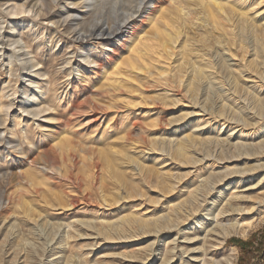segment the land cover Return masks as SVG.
<instances>
[{"label": "bare ground", "instance_id": "obj_1", "mask_svg": "<svg viewBox=\"0 0 264 264\" xmlns=\"http://www.w3.org/2000/svg\"><path fill=\"white\" fill-rule=\"evenodd\" d=\"M60 1L61 0H42L41 4L39 2H36L32 5L29 3L30 6L28 8L24 3L19 4L18 2H14L10 6V11L2 10L3 3L0 4V20H3L0 22V44L5 45L8 42L19 44V42H24L23 45L19 44L21 47L20 50L29 49V42L25 41L24 36H22L23 34H21V36L17 38V28L15 27V25L14 28L6 31L2 30L1 27L3 23L7 22L6 18H9L10 15L19 16L20 14L25 12H32L34 15L33 17L23 18V20L21 21V26H23L24 28H27L30 25L33 28H37V26L40 27L41 25H43V23L45 24L46 22L44 21L47 20H49L48 24L49 22H52V24L55 25L54 28L44 27V30L41 29L37 32L34 31L36 37H38L39 35L42 36L41 43L39 42L38 44L39 47L43 45V40L45 39V30H48L50 35L59 36V38L61 35L67 34L68 44H70V47H75L72 56L75 57L76 53L80 52V57L83 60V64L78 63L75 69L73 68V66H71L68 69V74H66V77H70L74 74L72 81L73 86L74 83L81 84L83 81H85L88 73L96 75V78H99V81H101L99 83V87L95 85L94 89H92V87L89 88V92L83 100H80L81 97H79L76 92H71L70 95L67 96V104H72L74 109V111L71 112V117L76 115H83L87 112V110L93 108L100 110L98 116L88 117V121H86L88 125H94L96 123H99V125H102L104 123L109 124V122L111 121L113 123L111 129H113L114 131L120 130L125 124L126 119L124 117L126 115V112H122L120 110L121 107L117 106L115 98L117 95H119L118 93L122 95L124 91V77H127L128 79V76L130 74L134 75L138 70L140 72L144 71L145 73L147 71V76H151L153 73H155L154 71H159V68L155 66V63H161V58L167 57L172 59V57H176V55H174L173 48L177 44H180L181 46V50L179 49L180 53L178 55L183 57V60H185V67L187 68L186 74H188L189 78L191 79L189 83H187L186 89L188 88V91L190 92L194 100H196L198 97V88L196 87V83L199 81H208L207 83H212L211 86H213L216 76L212 71V69L215 68L210 66L211 63L209 64V62L205 58V54H202V52H195L194 50L190 51V45L199 46L202 49L197 47L198 50L204 49L205 51H207V53L209 50L214 49L212 47L213 43H216L218 46L228 49V46L231 45V41L233 40L232 34L235 33L231 28L235 27L236 30L241 29L242 32H245L249 36L254 38L257 43V52L260 53V55L262 54V51L264 49V0H90V4L87 5V11H84L86 14H80V16L87 15V17H80L79 19H77L75 24H70L68 22V20L70 19V15L68 17H65L63 20V17H57L58 19L56 20H50L53 17H50L51 15L49 16V13L52 14L51 11H53V9L55 8V4H59ZM79 3V1H72L71 4L74 7H77ZM194 17H200L198 19L201 20L202 25L208 28L206 29L208 30V32L205 30V35L203 34L204 36H201V38L193 36L192 39H190L189 36L184 34L185 32L182 33L181 26L183 28H186V26L189 24V21L193 20ZM63 21L64 23H62ZM10 23H12V21H10ZM182 34H184L183 37ZM87 47L95 48L100 52L101 55L98 56L94 54L92 49H89ZM0 51L4 53V50ZM192 53H194L195 56H192ZM17 54L18 53L16 51L11 53V64H13V62L16 60H20V58H22L23 56L28 55ZM260 55L259 57H261ZM22 60L24 59L22 58ZM35 60L36 59L32 57L29 60H25L24 64H29V69H32L40 64V61ZM164 61L167 62L166 60ZM169 61L168 63H170ZM172 61L170 65H172ZM158 63L157 65H159ZM66 65H71V61L66 60ZM252 66L253 67L251 68L255 67L254 65ZM152 69L157 70L153 71ZM165 72H167V70ZM165 72L164 75L167 74ZM168 72V74L171 73L169 70ZM177 73L181 75L179 70ZM177 73L175 76H177ZM261 75L263 79L264 72H262ZM44 76H46L45 71L39 70L37 72L30 71L27 76H24V78H29V85H38L37 87H35V90L30 89L26 86V109L29 108V104L32 106L31 103H35L36 106H39L41 105V103H43L41 97L45 95V92H43V89L40 86L38 80L40 77L43 78ZM158 76L159 74L156 78H158ZM175 76H173L174 79ZM247 79L249 78L247 77ZM133 80H135V78H133ZM137 80L138 79L136 78V83H139V81L137 82ZM163 80L165 82V79ZM146 81H148V78ZM127 83L129 84V82ZM240 84V80L237 79L235 81L234 87L231 88V90L233 91L230 92L227 89V93L229 94H226L228 96H232V94L239 93L241 91ZM133 92L132 90L127 91L129 97H131V100L133 99ZM222 92H224V90ZM249 97H251V99L249 98L251 100L250 104H253L251 106V109L249 110V107L244 104L242 108L238 110V112L242 114L243 117H241V119L239 118L240 120H235L237 126H240V130L231 128L226 137H214V135L211 136L210 134H207V132V135H204L205 133L199 131H204L205 128L199 123V125L197 126H195L194 124L195 127H192L190 129L188 128V130L186 131L184 130L185 132L183 133L161 139L162 141L160 149L157 147L161 152L156 149L157 152L162 153L167 157H172L176 160H179L184 165L192 164L195 169L194 171H191H193L194 173L197 172L195 184L187 188V191H184V193L187 194L186 196L184 195L185 197L180 196L175 200H171L173 198H169L165 200V203H162V201H164V192L172 193L174 190H176L175 185L167 182V172L152 170L145 164L137 162L138 160L133 161V158L127 152L124 151L125 153H121V156L118 159L119 161H121V163H123V161L129 160V167L133 168L132 170H134L136 174L144 178L155 179V187L158 188V198L153 202L154 205H159V203L163 204V207H160L162 213L160 212L156 214H150L149 212H141L136 208V206H133L132 208H129V210L120 211L121 213H117L118 215L116 217L113 216V218L111 219L100 216L94 219H78L69 223L57 222L55 224H50L47 221L49 223L47 225H52L54 227L53 230L57 229V236L59 237L62 236L64 232L69 235L72 227L74 229L78 228L92 231L93 235H96L97 237H105L106 239L112 241L115 239L125 241L134 239L139 236L152 235L155 240L152 244L144 247H141L139 245V247L137 246L134 249V256L132 255V258L136 260L138 264H151V262L157 257L160 259L159 264H235L237 257H235L234 259H227L223 263L220 261L215 263L210 256L214 251L213 249H218L219 246H222L228 237H231L235 234H239L243 237H248L253 230L261 227L264 224V213L260 214L259 217H252L250 220L243 222H241L237 218V216H242L241 218L244 217L243 219H245L249 215L251 217L264 205V191H262V185H264L263 162H256V164H254L253 166L248 163L243 166L233 164V161L235 160L238 163L241 161L252 160L254 159L253 156L255 154L259 153L260 155L264 153V97L261 98L260 96L254 94L249 95ZM101 99H110L112 101L110 104L107 103L108 105L105 107L104 105H101ZM160 103H162V101ZM104 107L106 109H104ZM246 111L249 112V114ZM41 112L42 110H39L37 112H31V114H33V116H38ZM192 112L190 111V113ZM194 113L196 114V112ZM239 113H236V115L239 116ZM177 114H179L177 115V117L180 118V122L186 120L190 116L189 114H187V112ZM109 116L111 117L109 118ZM173 117L176 116L173 115ZM6 119L3 121L0 120V125L5 126V122H7ZM136 121H138V119ZM171 122L172 120L170 121V123ZM204 122H206V125L210 123V121L208 120H205ZM225 124H230V120H226L223 126ZM107 127L108 125L105 128ZM51 132H53V130ZM260 132L262 133L261 137L259 139L256 138V141L253 140V137L256 135L259 136ZM48 137H53L52 143H50L51 145H48L50 147L46 148V146H44V148L38 146L37 156H33L37 144L35 145L33 142L29 141L28 137L27 140L24 139V137H22L21 139V144L27 146L28 153L23 151V147L19 148V144H17V142L14 140H0V146L4 148L10 147V145L14 143L15 146L12 147L17 149V153L22 154V158L20 160L21 163L26 167L25 170L20 172H10L2 170V172H0V181L2 182V184H4V186L8 187L10 185L15 186V184H20L22 186L24 185V187H29V190H33L32 193L38 194L39 196H44L49 193L51 195L53 194L51 189H42L40 187V183H37V180L38 174L48 175L49 169L55 170V168L59 173L62 174L64 179L69 178L71 182H74L73 170L76 168L79 161L72 152L73 141L66 136H62V133L58 134L54 132L45 134L42 144L46 145L45 143H47L46 139ZM157 142L155 141L154 143ZM154 143L152 144V146L156 145ZM250 150H252L254 154L250 153ZM58 155L61 156L62 159L66 162L65 167L68 166V168H62V166L54 167V164L58 163ZM50 159L51 161H53V163H51L52 165L48 166ZM66 159H68L69 163L66 161ZM102 160L106 165L108 171L110 172V180L113 181L112 184L113 186H115V189L117 190L116 192L118 193L120 191L119 188L123 187L126 190L127 197L118 193L117 196L119 197V199L127 200L126 198H137L140 195V192H137L136 189L127 187L125 174L122 172L123 170H120L121 168L117 165L116 159H112L109 154L103 153ZM97 175H101V173ZM52 177L56 178L53 174ZM98 183L99 182H97V184ZM73 184L74 183H72V185ZM176 186L178 187V185ZM58 187L59 186H56V188ZM27 192L30 191H26V194ZM24 193H21L20 197H18V203L22 202V197H26ZM16 194L17 193H15V195ZM15 195H13L14 197L11 196V198L7 199V201L4 199L0 200L1 211L9 208L13 200L14 202L16 201L17 198L15 199ZM105 200L106 202H108L107 198H105ZM44 203H46L45 200ZM72 204H74V202L71 203V205ZM37 207L38 206H34L31 203H24V210L26 212L27 219L30 223L32 222V224H34L33 222L36 218H38V216H42L41 214L43 210L37 209ZM166 230H176L177 236L172 240L170 239L169 241H167L165 249L161 250L159 249L157 244L162 232ZM235 249V247H232L233 251H235ZM31 252L36 253L35 250Z\"/></svg>", "mask_w": 264, "mask_h": 264}, {"label": "rangeland", "instance_id": "obj_2", "mask_svg": "<svg viewBox=\"0 0 264 264\" xmlns=\"http://www.w3.org/2000/svg\"><path fill=\"white\" fill-rule=\"evenodd\" d=\"M72 1H79L80 3L77 7H74L71 4ZM14 2H18L19 4L24 3L28 8L30 4L32 5L36 2H39L41 4L42 0H0V4L3 3L2 10L10 11V6ZM89 4L90 0H61L59 4H55V8L53 9L54 12L51 11L52 14L49 13V16L51 15L50 17H53L50 20H56L58 19L57 17H63V20L65 17H68L70 15V19L68 20V22L70 24H75L77 19H79L80 17H87V15L80 16V14H86L84 11H87V5ZM33 15L34 14L32 12H25L20 14L19 16L10 15L9 18H6L7 22L3 23V25L1 26L2 30L6 31L14 28L15 25V27L17 28V38H19L21 34H23L22 36H24L25 41L29 42V49L20 50V45H23L24 42H19L20 45L9 42L5 45L0 44V50H4V53L0 51V120L3 121L7 118V122H5L6 125H0V140H14L17 142V144H19V148L23 147V151L28 153L27 146L21 144L22 137H24V139L26 140L28 137L29 141L33 142L35 145L37 144L33 155L37 156L38 146H46V148H49L50 146L48 145L52 143L53 137H48L46 139V145L42 144L45 134L54 132L58 134L62 133V136H66L73 141L72 152L78 158L79 166L77 165L73 170L74 182H71L69 178L64 179L62 174L59 173L56 168L55 170L49 169L48 175L38 174L37 183H40V187L42 189H51L53 193L51 195L49 193L44 196H39L38 194L32 193L33 190H29V187H24V185L22 186L20 184H15V186L10 185L6 187L0 181V200L4 199L7 201V199L11 198V196L17 193L15 195V199L17 198L16 201L14 202L13 200L10 204L11 206H8L9 208L3 211L0 210V264H138V262L132 258L134 256V249L137 246L139 247V245L141 247H144L152 244L155 241L152 235L139 236L134 239L125 241L119 239H115L112 241L106 239L105 237H97L96 235L92 234V231L78 228L74 229L72 227L69 235L64 232L63 235H65L59 237L57 236L58 230H53L54 227L47 224H55L57 222L69 223L78 219H94L100 216L111 219L113 218V216L116 217L119 213H121L120 211L129 210V208H132L133 206H136V208L141 212H149L150 214L160 213L163 204L159 203V205H154L153 202L158 198V188L155 187V179L144 178L136 174L134 170H132L133 168L129 167V160L123 161V163H121V161H119L118 159L120 158L121 153L125 152H127L133 158V161L138 160L137 162L145 164L152 170L167 172L168 177L166 178V180L168 183L175 185L176 190H174L172 193L164 192V201H162V203H165V200L169 198H173L171 200H175L180 196L185 197L187 194L184 193V191H187V188L195 184L197 172H193L195 168L192 164L184 165L179 160H176L172 157H167L166 155L157 152L156 149H160L161 147V139L183 133L188 130V128L190 129L199 125V123L205 128L204 131L199 132L205 133L204 135H214V137H226L231 128L240 130V126H237L235 120H240L243 116L238 112V110H240L244 104L249 107V110L251 109V106L253 104H250L251 97H249V95L254 94L260 96L261 98L264 97V78L262 79L261 75V73L264 72V49L262 51V54L260 55V53L257 52V43L254 38L249 36L247 33L242 32L241 29L236 30L235 27L231 28L235 33H233L234 35L232 34L233 40L231 41V45L228 46V49L220 47L216 43H213L212 47L214 49L209 50L207 53V51H205L204 49L198 50L197 47L199 46L190 45V51L194 50L195 52L197 51L205 54L206 57H204L207 59L209 64L211 63L210 66L215 68L211 69L216 76L214 82L215 84L213 83V86H211L212 83L208 84V81H196V87L198 88V97L196 100H194L190 92L188 91V88L186 89L187 83H189L191 79L189 78L188 74H186L187 68L185 67V60H183V57L178 55L180 53L181 46L180 44H177L176 46L178 48L176 46L173 48L174 55H176V57L174 56L175 58L172 57V59H170L167 57H163L161 58V63L157 62L159 65L155 63V66L159 68V71L157 70L158 68L154 69L157 71H154L152 69L155 72L153 73L155 76L152 74L148 77L147 71L145 73L144 71L140 72L138 70L134 75L130 74L128 76V79L127 77H124V80L126 81V83L125 81L123 82V85L125 86L124 91L122 95L118 93L119 95L116 96L115 102L118 107H121L120 110L122 112H126V115L124 114V118L127 121L125 120V124L120 130L114 131L113 129H111L113 125L111 121L109 122V124L106 123L108 125L107 128H105L107 126L105 123L104 124L106 126L104 124L99 125V123H96L97 125L87 124L86 121H88L89 116L99 115L100 110L96 108L87 110V112L83 115H76L71 117V112H73L74 109L72 104H67V96H69L71 92H76L78 96L81 97L80 100H83L87 96L89 88L92 87V89H94L95 85L99 87V83L101 81H99V78H96V75L88 73L85 81H83L81 84L74 83L73 86L72 81L74 74L70 77H66V74H68V69L71 66H73V68L75 69L78 63L83 64V60L80 57V52H77L75 57L72 56L75 47H70V44H68L67 34H63L59 38V36L50 35L48 30L44 31L45 39L43 40V45L39 47L38 44L39 42L41 43L42 36L39 35L38 37H36L35 32L41 29L44 30V27L54 28L55 25H53L52 22H49L48 24L49 20H47L44 21L46 22V25L43 23V25H41L40 27L37 26V28H33L31 25L27 28L21 26V21L23 20V18L33 17ZM198 18L200 17H194L193 20H190L189 24L186 26L187 29L181 26L182 33L185 32L184 34L189 36L190 39H192L193 36H197L199 38H201V36L203 37L205 35V30L208 29L206 26L201 24V20H199ZM1 21L3 20H0V22ZM10 21H12V23H10ZM62 23H64V21ZM206 31L208 32V30ZM184 34H182V37ZM87 48L92 49L94 54L98 56L101 55L100 52L95 48ZM199 48L202 49L201 47ZM14 51L18 53L17 55H28L22 57L24 60L20 58V60H16L13 62V64H11L10 55ZM259 55L261 57H259ZM192 56H195V54L192 53ZM32 57L36 59L35 61H40V64L32 69H29V64L26 65L24 63L25 60H29ZM66 60L71 61V65H66ZM164 60H166L167 62H165ZM168 61L170 63H168ZM171 61L172 65H170ZM252 65H254L255 67L251 68L253 67ZM176 69L180 71L181 75L177 73L178 70ZM38 70L45 71L46 73V76H44L43 78L40 77L38 80L40 86L43 89V92H45V95L41 97L43 103H41V105L39 106H36L35 103H31L32 106L29 104V108L26 109L27 104L25 100L27 87L35 90V87H37L38 85H29V78H24V76H27L30 71L37 72ZM166 70L167 72H165ZM168 70L172 75L168 74ZM164 72L168 75H164ZM157 73L159 74L158 78H156L158 75ZM176 73L177 76H175ZM173 76H175V79ZM247 77L249 79H247ZM133 78H135V80H133ZM136 78L138 79L137 82L139 81V83H136ZM147 78L148 81H146ZM163 79H165V82ZM237 79L240 80L241 91L237 94H232V96H228L227 94L229 93H227V91H233L231 90V88L234 87L235 81ZM127 82H129V84ZM149 83L151 84V86ZM221 83L225 84L222 85ZM128 90H132V92H135H133L132 100L127 93ZM223 90L224 92H222ZM167 99L171 102H169ZM111 101L112 100L110 99L100 100V102H102L101 105H104L105 107L110 104ZM161 101L162 103H160ZM105 107L104 109H106ZM39 110H42V112L38 116H33V114H31V112H37ZM190 111L193 112L190 113ZM186 112L187 114L190 113V116L186 120L180 122L181 120L177 117V115H179L177 113L181 114ZM194 112H196V114ZM235 112L239 113V116H237ZM247 113L249 114V112ZM173 115L176 117H173ZM111 116H109V118ZM137 119L138 121H136ZM171 120L173 123H170ZM205 120L210 121V123L206 125V122H204ZM226 120H230V124H225L223 126ZM188 124L191 125L189 126ZM52 130L53 132H51ZM260 133L259 136H254L253 140L256 141L257 139H259L262 135V133ZM70 135H72L73 138ZM87 136L89 139L87 138ZM155 141H158V145L157 143H154ZM153 143L156 145L152 146ZM12 146H15L14 143L11 144L8 148L0 146V172H2V170L10 172H20L26 169V167L21 163L20 160L22 158V154L17 153V149ZM159 149L158 151H160ZM103 153H107L112 157V159H116L117 165L120 166V170H123L122 172L125 174L127 187L136 189L137 192H140V195L137 197L138 199H119V197L117 196L118 193L127 197L126 190L123 187L119 188L120 191L118 193L116 192L117 190L112 184L113 181L110 180V172L108 171L106 165L102 160ZM250 153L254 154L252 150H250ZM253 157L254 159L252 160L239 162L241 164H239L235 160L233 161V164L240 166H243L247 163L253 166L254 164H256V162H263L262 164H264V153L260 155L259 153H257ZM66 161L68 162V159H66ZM51 163H53V161H51L50 159L48 166L52 165ZM65 164L66 162L62 159L61 156L58 155V163H55L54 167L62 166V168H68V166L65 167ZM98 165L100 168L98 167ZM96 173H101V175H97ZM52 174L58 179L53 178ZM97 182H99L100 184H97ZM72 183L74 184L72 185ZM176 185H178V187ZM56 186L59 187L56 188ZM17 191H19L20 194ZM26 191L30 192H27L26 194ZM262 191H264V185H262ZM21 193H24L26 197H24L25 199L22 197V202L18 203L19 201L17 202V200L18 197H20ZM105 198H107L108 202H106ZM44 200L46 203H44ZM25 202L31 203L34 206H38L37 209L43 210L41 214L42 216H38V218H36L33 222L34 224H32V222L30 223L27 219L26 212L24 210ZM73 202L74 204L71 205V203ZM262 213H264V205L251 217L249 215L247 217L245 216V219H243L244 217L241 218L242 216H237V218L241 222H243L250 220L252 217H259ZM41 222H43L44 224ZM176 236V230L163 231L159 238L157 246L159 247V249L164 250L167 241H169L170 239L172 240ZM252 236L255 238L254 245H258L261 240L264 241V224L261 227L253 230L248 237H243L239 234L228 237L222 246H219L218 249H213L214 251L210 256L211 259H213L215 263L218 261L223 263L227 259H234L235 257H237L235 264H241V251L235 245H227V241L231 238L248 241ZM232 247L236 248L235 251L232 250ZM33 248L36 253L31 252L34 251ZM159 262L160 259L157 257L151 262V264H159ZM255 262L256 259L251 260V263Z\"/></svg>", "mask_w": 264, "mask_h": 264}, {"label": "trees", "instance_id": "obj_3", "mask_svg": "<svg viewBox=\"0 0 264 264\" xmlns=\"http://www.w3.org/2000/svg\"><path fill=\"white\" fill-rule=\"evenodd\" d=\"M255 238L252 236L248 241L231 238L227 245H235L241 251V264H264V241L261 240L258 245H254ZM255 263H251V260Z\"/></svg>", "mask_w": 264, "mask_h": 264}, {"label": "crops", "instance_id": "obj_4", "mask_svg": "<svg viewBox=\"0 0 264 264\" xmlns=\"http://www.w3.org/2000/svg\"><path fill=\"white\" fill-rule=\"evenodd\" d=\"M237 247V246H236Z\"/></svg>", "mask_w": 264, "mask_h": 264}]
</instances>
